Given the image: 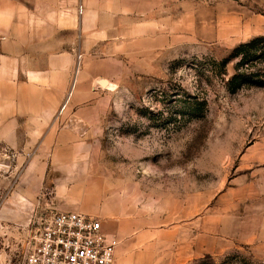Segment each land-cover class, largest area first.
<instances>
[{
	"label": "crops",
	"instance_id": "obj_1",
	"mask_svg": "<svg viewBox=\"0 0 264 264\" xmlns=\"http://www.w3.org/2000/svg\"><path fill=\"white\" fill-rule=\"evenodd\" d=\"M256 6L264 0H0V149L24 165L39 216L89 214L80 159L95 147L100 106L119 76L150 74L193 40L216 41L240 17H264ZM48 189L51 198H42ZM238 200L215 219L197 216L171 229L166 242L134 244L113 223L121 239L114 264H190L239 246L263 257L264 212L251 215Z\"/></svg>",
	"mask_w": 264,
	"mask_h": 264
},
{
	"label": "rangeland",
	"instance_id": "obj_2",
	"mask_svg": "<svg viewBox=\"0 0 264 264\" xmlns=\"http://www.w3.org/2000/svg\"><path fill=\"white\" fill-rule=\"evenodd\" d=\"M237 22L228 23L216 41L205 34L178 49L174 60L161 57L150 74L119 76L120 84L100 106L101 132L87 158L80 159L87 168L83 190L92 207L87 216L100 221L117 247L121 239L113 223L118 221L127 240L141 245L166 242L168 231L194 217L217 218L232 198L238 204L243 196L251 215L264 212V88L244 86L231 94L225 83L235 61L224 77L210 69L212 60L264 36V17ZM194 97L207 101L199 120L189 116ZM13 153L0 149V264H23L41 210L33 208L39 198L24 188V165ZM52 194L48 189L42 198ZM190 264H264V256L239 246Z\"/></svg>",
	"mask_w": 264,
	"mask_h": 264
},
{
	"label": "built area",
	"instance_id": "obj_3",
	"mask_svg": "<svg viewBox=\"0 0 264 264\" xmlns=\"http://www.w3.org/2000/svg\"><path fill=\"white\" fill-rule=\"evenodd\" d=\"M36 225L23 264H114L117 240L94 217L52 212Z\"/></svg>",
	"mask_w": 264,
	"mask_h": 264
},
{
	"label": "trees",
	"instance_id": "obj_4",
	"mask_svg": "<svg viewBox=\"0 0 264 264\" xmlns=\"http://www.w3.org/2000/svg\"><path fill=\"white\" fill-rule=\"evenodd\" d=\"M235 61L234 73L226 81L225 86L229 93L235 94L244 86H258L264 88V36H259L250 41L240 44L232 50L227 58L220 61H211V72L215 76H226V67ZM191 107L189 116L192 119L204 117L206 100L192 98L189 101Z\"/></svg>",
	"mask_w": 264,
	"mask_h": 264
},
{
	"label": "water",
	"instance_id": "obj_5",
	"mask_svg": "<svg viewBox=\"0 0 264 264\" xmlns=\"http://www.w3.org/2000/svg\"><path fill=\"white\" fill-rule=\"evenodd\" d=\"M99 83H100L101 86L105 85V81H100Z\"/></svg>",
	"mask_w": 264,
	"mask_h": 264
},
{
	"label": "bare ground",
	"instance_id": "obj_6",
	"mask_svg": "<svg viewBox=\"0 0 264 264\" xmlns=\"http://www.w3.org/2000/svg\"><path fill=\"white\" fill-rule=\"evenodd\" d=\"M105 86L107 87V84H106ZM109 87H110V86H109ZM111 87H112V86H111ZM111 87H110V88H111Z\"/></svg>",
	"mask_w": 264,
	"mask_h": 264
}]
</instances>
